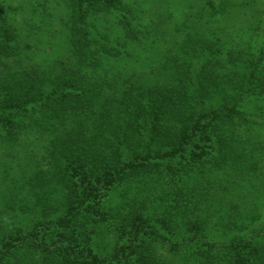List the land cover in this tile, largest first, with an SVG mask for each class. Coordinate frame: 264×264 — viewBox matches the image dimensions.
Instances as JSON below:
<instances>
[{"label": "trees", "instance_id": "1", "mask_svg": "<svg viewBox=\"0 0 264 264\" xmlns=\"http://www.w3.org/2000/svg\"><path fill=\"white\" fill-rule=\"evenodd\" d=\"M200 2L206 32L187 33L179 46L163 52L155 68L145 64L155 31L146 20L150 14L142 0H69L71 15L65 20L69 31L59 33L68 41L67 55L52 64L31 62L41 48L6 26L7 16L0 9V148L9 151L15 143L27 144L25 136L41 138L45 141L41 159L54 170L47 176L45 170L34 172L28 165L43 183L33 175L14 178L39 187L30 190L37 191L43 202V217L27 229L23 225L3 230L0 264L21 248L41 250L47 257L56 254L59 264H115L122 258L135 264L133 256L139 249L153 250L139 237L145 229L140 214L130 218L129 236L118 249V260L101 259L88 233L91 224L107 220L103 206L111 192L138 178L150 185L158 174L178 179L176 188H194L196 197L221 183L250 188L246 190L250 207L230 212L223 226L225 233L236 234L226 243H216L207 240L208 224H201V242L190 239L181 245L184 264H264V229L246 236L239 234L246 227L238 225L244 214L257 218L253 213L261 208L254 190L264 185V42L254 39L260 30L264 34V0ZM111 14L116 15L113 22ZM225 16H233L232 23L219 26ZM238 19L253 22L245 28ZM101 23L109 26L99 29ZM118 29L124 41L114 36ZM224 30L234 33L221 42L217 34ZM238 63L245 64L249 73L235 70ZM126 67L137 72L130 74ZM32 158V164L41 165ZM170 162L181 166L184 174L179 168L170 172L161 167ZM213 172L216 183L211 184L208 177ZM3 175L8 177L4 183L14 182L8 173ZM56 183L63 187V206L52 205L43 196L49 192L43 188ZM141 204L150 206L146 200ZM36 207L28 204L16 210L25 214ZM54 212L60 214L46 219ZM177 224L181 225L176 222V229ZM153 225L156 232L150 239L161 235ZM127 232L125 225L121 233L125 237ZM213 252L218 256L211 257ZM176 255L168 264H176Z\"/></svg>", "mask_w": 264, "mask_h": 264}, {"label": "rangeland", "instance_id": "2", "mask_svg": "<svg viewBox=\"0 0 264 264\" xmlns=\"http://www.w3.org/2000/svg\"><path fill=\"white\" fill-rule=\"evenodd\" d=\"M129 1L140 2L141 0ZM142 2L148 8L147 14H150L146 20H148L151 29L155 31L150 35L149 39V41L154 40L150 47L151 54L148 56L150 58L145 60V64H155L152 68L158 66L162 61L163 52L175 45L179 46L186 38L187 33L196 35V33L202 34L206 32L200 20L202 15L200 14V0H142ZM0 9L7 16L8 25L6 26H11L17 33L22 34L26 39V43L33 45L34 48H41V51L31 59V62H48L52 64L57 60L62 61L66 57L69 47L68 41L65 36L63 37L59 33L64 32L66 34L69 31V25L65 24V20L71 15L69 0H0ZM108 17L112 22L116 20V15L111 14ZM232 17L225 16L220 19L219 26L228 27L229 24L226 22L232 23ZM203 18L201 17V19ZM238 20L241 24H244L245 28L251 27L250 24L253 22L250 19ZM193 21L195 23L189 24ZM103 26H109V24L101 23L97 25L99 29H102ZM262 31L260 30L259 35L254 37L255 41L264 42ZM233 33L232 31L224 30L218 32L217 35L220 37L221 42H224ZM113 34L124 41L121 30L118 29L117 35H115V32ZM235 34L240 35L239 32ZM147 42L143 41L142 43L145 44ZM227 47H229L228 44ZM226 48L223 46L222 60L227 58L225 54ZM10 60L11 58L7 61ZM232 67L228 66V68ZM245 67V64L238 63L234 69L243 73L248 71ZM125 70L130 74L137 72L132 67H126ZM247 73L249 71L245 74ZM261 100L264 99L261 98ZM25 138L24 140L27 141V144L23 145L22 143L19 145L15 143L13 144L14 148L11 150V147L9 151H6L4 147L0 148V162L2 164L0 167L2 172L0 175V235L3 234L4 229H10L15 226L26 225V229L30 228L33 222L43 217V202L39 198L37 191L30 190V187L36 190L39 187L32 185L29 187L28 181L20 179L19 182H16L14 178L18 176L17 174H20V178L33 175L28 165L32 166L34 172L40 173L45 170L47 176L52 174L54 170L52 166L47 164V161L41 159L45 141L37 137L34 140L33 136H25ZM36 149L39 150L36 153L37 155L33 153ZM3 151H5V154L1 155ZM18 154L21 158L16 157ZM32 156L40 160V166L32 164ZM161 167H167L170 172L176 168H181V166L171 162L165 163ZM26 168H28L27 173L25 172ZM7 173L14 182L6 181L4 183V180L8 177L3 174ZM179 173L184 174L183 169H180ZM38 175H33L32 178H38L39 182L43 183V178ZM216 176L217 174L214 172L210 174L208 177L209 183L211 181V184L216 183L214 179ZM177 180H170L167 176L162 178L158 174V177L155 178V181L152 180L150 185H146L145 178H138L134 183L122 185L111 192L106 197L103 206L107 214V220L91 224V231L88 233L94 252L106 261L107 259L111 260L113 257L118 260L121 257V255L118 256L117 254L118 249L121 248V245L126 242L129 236L130 218H134L135 214H140L142 225L145 228L139 237H141L143 243L150 242L153 245V250H150L149 246H144L141 252L139 249L138 253L134 254L133 260L135 264L142 260H145L148 264H168V261H171L176 254L178 255H176V264H184L185 253L184 247L181 245L190 239L201 242V238H204V236L199 226L203 223L208 224L205 233L207 240L210 239L216 243L223 244L236 234V231L225 233L223 226L229 221L230 212L233 210L235 212H243L245 208L250 207L249 204L252 201L246 197L248 193L246 190H250V188H238L236 185H222L221 183L218 185L220 188H205L203 195L200 197L197 195L196 197L193 196L195 193L192 194L194 188H176L180 184V181L178 182ZM186 180L187 178L183 177L184 183H186ZM62 188L59 183L54 184L52 188H43V190L49 191L43 196L52 205L61 204L63 206L61 203L64 193ZM254 191L259 196L256 203L262 210L259 209L257 213H253L257 218L253 219L244 214L238 219V225L246 227L245 231L239 232L241 235L251 236L264 229V185L259 184ZM189 193L192 195H189ZM144 200L150 205L148 209L141 204ZM28 204H35L37 207L33 212L29 211L25 214L16 210L19 207L22 209L24 205ZM216 210H219L217 211L218 213L214 212ZM175 212L177 213L176 215H174ZM168 213L172 214L174 222L171 221ZM58 214L60 213L54 212L51 217L46 219L56 218ZM183 217H189L191 221H185ZM153 219H159V223L154 222ZM176 222L181 224L180 226L177 224V229L174 228ZM118 224L119 227L117 229ZM153 224H157V230L161 232V235L158 238L150 239L153 233L156 232V227ZM125 225L128 232L124 237L121 230ZM97 228L98 231H95ZM49 236L54 235L50 234ZM47 255L41 250L21 248L8 259L6 264H59L60 257L58 255L49 254V257ZM209 255L211 257L218 256L215 252ZM120 262L126 264L127 260L122 258L115 264Z\"/></svg>", "mask_w": 264, "mask_h": 264}]
</instances>
